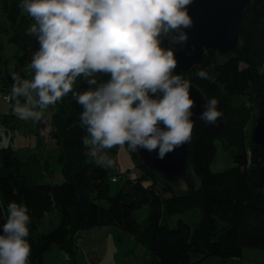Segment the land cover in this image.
I'll return each instance as SVG.
<instances>
[{
  "label": "trees",
  "instance_id": "obj_1",
  "mask_svg": "<svg viewBox=\"0 0 264 264\" xmlns=\"http://www.w3.org/2000/svg\"><path fill=\"white\" fill-rule=\"evenodd\" d=\"M19 4L20 0H0L1 29L16 50L12 71L4 68L0 52V90L8 95L14 73L31 78L28 65L39 47L34 36L26 35L33 20ZM263 15V1L251 0L242 17V49L235 59L220 63L214 51H207L199 67L174 74L191 81L206 101L216 98L223 113L215 124L200 119L194 122L188 149L197 182L187 192L158 179L142 165L138 154L131 152L135 174L111 177L121 185L117 194L110 196L109 172L93 163L82 144L86 135L79 118L82 108L71 93L54 105V112L43 121H30L29 126L13 124L14 128L10 125L12 132L32 133L38 140L47 126L54 143L46 153L28 150L27 156L10 145L0 147L2 214L6 220L7 205L13 201L29 208V264H45L44 254L52 245L71 255L79 248V232L108 226L130 235L157 264H194L198 260L192 258L198 255L200 259L241 258L246 248L264 249V148L252 142L249 131L264 95ZM199 70H209L216 83L199 78ZM86 88L80 81L74 86L78 92ZM12 115L11 110L3 114L2 124ZM218 141L233 151V165L214 172L210 166ZM57 175L62 182L52 184ZM101 201L106 205L99 204ZM143 207L147 210L141 215ZM52 211L58 223L43 232L41 221ZM179 214H185L194 225L179 219L171 227V217Z\"/></svg>",
  "mask_w": 264,
  "mask_h": 264
},
{
  "label": "clouds",
  "instance_id": "obj_2",
  "mask_svg": "<svg viewBox=\"0 0 264 264\" xmlns=\"http://www.w3.org/2000/svg\"><path fill=\"white\" fill-rule=\"evenodd\" d=\"M193 0H20L33 23L26 35L39 45L28 69L31 78L12 75L10 95L0 112L22 121L41 122L49 106L69 93L81 106L82 144L94 164L114 167L109 150L158 149V158L192 140L191 81L174 75L177 60L164 41L187 43L192 27L187 7ZM196 75L210 83L209 70ZM107 77V79H105ZM80 81L87 85L75 91ZM219 101L205 102L200 120L215 124ZM161 125L164 127L162 128ZM42 129L40 135L50 132ZM23 202H9L0 264H29L31 223Z\"/></svg>",
  "mask_w": 264,
  "mask_h": 264
},
{
  "label": "rangeland",
  "instance_id": "obj_3",
  "mask_svg": "<svg viewBox=\"0 0 264 264\" xmlns=\"http://www.w3.org/2000/svg\"><path fill=\"white\" fill-rule=\"evenodd\" d=\"M1 21H3V18L0 15V52L5 60L4 68L7 71H10L14 66L13 58L16 50L14 45L9 44L6 37L7 35L3 33L1 29ZM0 93L3 94L1 90ZM0 100L2 101L1 98ZM54 110V106H49V108L45 111L44 116L52 114ZM2 119L3 113L0 112V147L10 145L14 149L18 150L22 156H27L28 150H32L35 153H46L52 146H54L53 141L49 139L48 133L41 136L39 138L40 140H38L32 133H25L24 131L18 130H13L12 132L10 125L12 126L13 124L19 123V125L23 124L25 126V124H28L29 126L30 121H22L15 115H12L9 116L8 123L2 124ZM254 127L249 129L251 137ZM46 128L48 127L46 126ZM232 154V150H228L220 144V141H218L217 154L214 162L210 166L211 170L216 172L232 166ZM109 156L115 161L114 167L106 168L110 177L115 176L119 178L118 174L120 170L122 171L120 174H128V172L135 174L133 172L134 163L132 161L131 152L127 150V146L124 148H118L115 154L109 153ZM118 165H120V167L117 168ZM58 177L60 176H55L50 182L52 184H60L62 182V178ZM192 178L196 183L197 180L193 175ZM120 185L121 181L111 183L110 196L117 194V190ZM99 204L105 206L106 202L101 201ZM146 210V207H143L139 213L141 215L145 214ZM179 219L186 220L191 226L194 225L188 220L185 214H179L171 217L170 226L175 227L176 222ZM57 223L58 216L56 212H49L41 221V230L43 232H47L53 229ZM77 237L79 239L77 240L79 248L75 253L70 255L69 252L61 251L56 247V245H52L51 249L46 251L44 254L45 264H157L148 250L137 244L130 235L122 232L116 226L91 228L89 230L79 232ZM67 255H70L71 257L69 256L67 259ZM192 259L193 261L198 260V262L194 264H264V249L246 248L244 249L241 258L209 256L204 259H200V255H198Z\"/></svg>",
  "mask_w": 264,
  "mask_h": 264
},
{
  "label": "water",
  "instance_id": "obj_4",
  "mask_svg": "<svg viewBox=\"0 0 264 264\" xmlns=\"http://www.w3.org/2000/svg\"><path fill=\"white\" fill-rule=\"evenodd\" d=\"M250 2L251 0H193L187 7L193 25L183 29L188 36L187 43L173 44L166 40L162 44L174 51L177 67L173 74H186L199 67L207 51H214L220 63L226 64L235 59L236 52L242 49L241 22ZM189 93L190 99L194 101L190 119L195 122L205 111L206 99L193 84ZM255 123L252 142L264 148V95L258 103ZM136 153L142 165L161 181L173 185L180 192H187L194 187L188 144L176 148L163 159L158 158V149L152 152L139 149ZM4 222L0 205V235L3 234Z\"/></svg>",
  "mask_w": 264,
  "mask_h": 264
},
{
  "label": "built area",
  "instance_id": "obj_5",
  "mask_svg": "<svg viewBox=\"0 0 264 264\" xmlns=\"http://www.w3.org/2000/svg\"><path fill=\"white\" fill-rule=\"evenodd\" d=\"M5 96H8V95H3V94L0 93V98H1L2 100H3V98H4ZM115 181H116V180L114 179L113 182H115ZM66 258L68 259L69 256L67 255Z\"/></svg>",
  "mask_w": 264,
  "mask_h": 264
},
{
  "label": "bare ground",
  "instance_id": "obj_6",
  "mask_svg": "<svg viewBox=\"0 0 264 264\" xmlns=\"http://www.w3.org/2000/svg\"><path fill=\"white\" fill-rule=\"evenodd\" d=\"M114 179H115V178H111V177H110V181H111V182H113Z\"/></svg>",
  "mask_w": 264,
  "mask_h": 264
},
{
  "label": "crops",
  "instance_id": "obj_7",
  "mask_svg": "<svg viewBox=\"0 0 264 264\" xmlns=\"http://www.w3.org/2000/svg\"><path fill=\"white\" fill-rule=\"evenodd\" d=\"M0 101H1V100H0ZM53 144H54V143H53ZM52 147H53V146H52ZM52 147H51V148H52ZM118 167H120V165H118L117 168H118ZM120 172H122V171L120 170L119 173H120Z\"/></svg>",
  "mask_w": 264,
  "mask_h": 264
}]
</instances>
